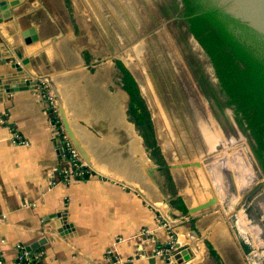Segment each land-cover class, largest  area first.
Wrapping results in <instances>:
<instances>
[{"label": "crops", "instance_id": "0c3cea01", "mask_svg": "<svg viewBox=\"0 0 264 264\" xmlns=\"http://www.w3.org/2000/svg\"><path fill=\"white\" fill-rule=\"evenodd\" d=\"M6 1L0 79L37 83L11 93L0 86V252L5 264H18L19 243L41 238L47 242L36 250L38 264H113L116 259L171 264L156 253L171 242V234L178 252L191 249L192 257L182 264H250L243 245L237 246L231 213L218 204L216 193L209 195L213 182L197 184H206L207 191L193 201L187 197L191 190L178 182L189 170H159L129 116V95L116 62L100 60L82 45L80 33L95 29L94 16L108 11L109 0L105 7L101 0L100 12L94 0ZM81 15L89 16V27ZM42 84L52 90L57 117L92 171L82 178L65 179L62 166L68 161L55 139ZM14 132L25 142L15 141ZM231 180L237 189L252 184H239L235 173ZM179 196L186 212L172 203ZM211 197L217 198L214 204L189 211ZM263 204L257 206L264 216Z\"/></svg>", "mask_w": 264, "mask_h": 264}, {"label": "rangeland", "instance_id": "374dc122", "mask_svg": "<svg viewBox=\"0 0 264 264\" xmlns=\"http://www.w3.org/2000/svg\"><path fill=\"white\" fill-rule=\"evenodd\" d=\"M94 2L100 12L101 0ZM103 2L105 7L107 0ZM172 3L109 0L108 11L94 16L95 29L80 33L82 45L100 60L115 61L117 72V60L129 68L150 111L155 138L167 164L159 170H189L178 182L191 190L187 197L193 201L206 190V184H197L213 182L209 195L216 193L218 204L231 213L237 246L243 245L250 264H264V216L255 201L264 193V173L253 151L254 139L246 125L237 120L203 46L184 22L164 13ZM82 7L84 12L85 5ZM80 17L89 27V16ZM52 113L57 117L54 109ZM192 161H200L201 165L168 166ZM196 170H207L210 175H200ZM234 173L241 185L254 182L237 189L231 180ZM164 176L172 181L174 191L173 179L166 172ZM240 214L245 215V231L237 223ZM207 246L213 245L207 241Z\"/></svg>", "mask_w": 264, "mask_h": 264}, {"label": "trees", "instance_id": "16d2710c", "mask_svg": "<svg viewBox=\"0 0 264 264\" xmlns=\"http://www.w3.org/2000/svg\"><path fill=\"white\" fill-rule=\"evenodd\" d=\"M164 13L184 22L210 57L220 85L234 107L237 120L246 125L254 139L253 151L264 173V63L217 14L206 0H180ZM122 87L129 95L128 113L144 137V144L159 167H166L164 154L155 138L154 123L140 87L121 60H117ZM53 121L58 117L48 107ZM66 157L70 153L66 152ZM181 196L172 203L186 212Z\"/></svg>", "mask_w": 264, "mask_h": 264}, {"label": "water", "instance_id": "95a60500", "mask_svg": "<svg viewBox=\"0 0 264 264\" xmlns=\"http://www.w3.org/2000/svg\"><path fill=\"white\" fill-rule=\"evenodd\" d=\"M217 14L230 26V28L244 41V43L258 56L264 63V0H206ZM9 7L6 0H0V21L2 12ZM28 32H26L27 34ZM12 66L21 71L19 62H13ZM36 80L30 78H17L11 81L0 79V86L7 92L33 87ZM191 165H201L200 161L185 162L181 164H168V166L187 167ZM159 167V165L157 166ZM217 201L216 197L191 207L190 212H195L206 208ZM186 213H184L185 215ZM66 222V221H65ZM47 242L46 238H41L27 245L30 251H38ZM192 257L190 248L183 249L173 257L178 263H182Z\"/></svg>", "mask_w": 264, "mask_h": 264}, {"label": "built area", "instance_id": "2783aa9c", "mask_svg": "<svg viewBox=\"0 0 264 264\" xmlns=\"http://www.w3.org/2000/svg\"><path fill=\"white\" fill-rule=\"evenodd\" d=\"M47 84H42L41 88H43V96L45 97L48 106H51L56 111V105H55V97L52 92V90L48 87ZM53 124L56 128L55 132V139L62 144V150L63 152H69L70 157H67L66 160L69 162L68 166H62V170L65 171V179L68 181L70 178H82L88 174H90L92 171L89 168L88 163L85 161V159L81 156L79 150L70 142L69 136L67 134V131L62 124V122L57 119V121H53ZM14 138L17 142H25L21 138V135L17 132H14ZM171 242L167 245L161 246L157 249L156 253L163 256L167 261H169L171 264H182L175 261L173 258L175 254L178 252L177 248L175 247V238L174 235L171 234ZM18 248V256H17V262L18 264H38L40 255L38 252L30 251L27 249V245L23 243H19L17 245ZM113 264H130L127 262H122L119 259L113 260ZM0 264H5V259L3 254L0 252Z\"/></svg>", "mask_w": 264, "mask_h": 264}, {"label": "bare ground", "instance_id": "6f19581e", "mask_svg": "<svg viewBox=\"0 0 264 264\" xmlns=\"http://www.w3.org/2000/svg\"><path fill=\"white\" fill-rule=\"evenodd\" d=\"M253 173H256V172H254L253 171ZM251 183H253L254 182V180H249ZM263 191V190H262ZM261 194H264V193H261ZM260 203H264V199L262 198V197H259L258 198V200L256 201V205L257 204H260ZM262 206H264V204L262 205ZM258 207V206H257ZM259 208V207H258ZM261 211H262V209L261 208H259ZM242 213V212H241ZM262 213H263V211H262ZM247 218V217H246ZM239 219H241V221H239V224L245 229V230H247V226L245 225V222H246V219H245V215H244V217H243V215H239ZM243 222V223H242ZM247 223V222H246ZM251 223V222H250ZM248 225V224H247ZM250 226V225H249ZM254 226V225H253ZM251 228V227H250ZM254 228V227H253ZM253 230V229H252ZM254 230H257V232L260 230H258L257 228H254ZM258 238V237H257ZM261 240V239H260ZM258 245V244H257Z\"/></svg>", "mask_w": 264, "mask_h": 264}]
</instances>
